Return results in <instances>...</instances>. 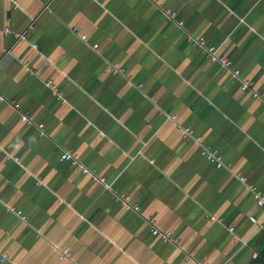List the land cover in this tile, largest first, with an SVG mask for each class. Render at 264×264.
<instances>
[{
    "label": "clouds",
    "instance_id": "clouds-1",
    "mask_svg": "<svg viewBox=\"0 0 264 264\" xmlns=\"http://www.w3.org/2000/svg\"><path fill=\"white\" fill-rule=\"evenodd\" d=\"M264 260V0H0V264Z\"/></svg>",
    "mask_w": 264,
    "mask_h": 264
},
{
    "label": "crops",
    "instance_id": "crops-1",
    "mask_svg": "<svg viewBox=\"0 0 264 264\" xmlns=\"http://www.w3.org/2000/svg\"><path fill=\"white\" fill-rule=\"evenodd\" d=\"M253 264H264V260H262L260 257H255L253 259Z\"/></svg>",
    "mask_w": 264,
    "mask_h": 264
}]
</instances>
